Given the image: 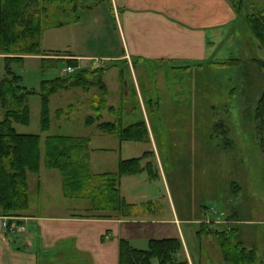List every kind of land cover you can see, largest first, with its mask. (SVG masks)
<instances>
[{"label": "rangeland", "instance_id": "rangeland-1", "mask_svg": "<svg viewBox=\"0 0 264 264\" xmlns=\"http://www.w3.org/2000/svg\"><path fill=\"white\" fill-rule=\"evenodd\" d=\"M91 1L79 0L81 19L78 23L43 31L42 54L21 55L22 60L9 63L11 71L20 76L21 85L34 92L27 98L30 121L28 124L14 123L17 132L38 133L42 138L50 135L82 137L84 152L88 153L85 162L93 177L105 171H117L118 168L114 170L117 159L141 157L142 171L122 176L118 183L119 194L123 199L138 203L136 206L142 214L162 213L166 216L174 204L180 218L192 219L187 224L179 223L192 264H227L214 234L203 235V244H200L196 234L201 227L198 219L207 220V229L218 227L235 232L234 239L256 248L258 264H264V146L256 119L258 100L264 93V72L255 61L264 57L263 47L258 46L257 38L250 33L253 37L250 42L246 39L243 43L242 38H236L222 45L225 50H234L232 57L241 60L238 65L218 67L208 64L201 69H190L186 74L182 72L184 69L171 68L173 63L158 72L151 69L149 79H143L148 83L145 87L151 88L147 91L134 80L137 73L134 59L128 56L125 59L108 58L109 55H120L117 34L112 18H106V1L98 2V6H92ZM249 17L243 24L248 30ZM59 49L89 56L82 57L83 63L74 66L66 62L67 58L73 57L67 51L58 52ZM46 57L52 60L42 61ZM118 62L125 63L123 68H126L123 77L119 76L121 93L117 89L119 103L114 106L109 104L110 99L107 100L108 90L105 92L98 85L87 83L98 80L99 67H110ZM4 65L5 58L1 57L0 76L5 73ZM67 65L74 70L64 72ZM84 68L88 71L81 79L86 85L59 89L49 96L50 127L42 131L41 81L56 76L71 77ZM108 69L101 72V78L107 70L103 74L104 81L106 86L113 88L118 70ZM130 78L135 85L130 84ZM3 117L0 106V120ZM88 117L93 118L91 124H87ZM137 120H144L147 125L145 141L120 140L98 125L116 121L126 126ZM41 159L45 161V149H42ZM99 168L113 170L98 172ZM59 178V170L47 167L40 173L29 174L31 205L38 214L57 215L69 210L61 208L62 205L73 209L66 214L86 216L95 213L101 218L107 212L112 213L110 209H103L111 205L108 206L107 198L100 194L104 184L95 182V178L87 183L90 189L77 195L85 196L83 194L96 189L99 210L92 209L93 199L64 198ZM38 182L41 184L39 192ZM50 200L60 205L59 211L42 207ZM77 204H81V208ZM130 205L127 209L123 207L120 214L128 215L135 206ZM14 215L5 217V227L9 230L21 229ZM171 227L176 229L175 225ZM154 234L151 237L165 236ZM134 244L147 248L145 240ZM181 249L177 261L191 264L188 253L183 247ZM200 252L202 255L197 260L196 255ZM151 263L159 264L157 258L151 259Z\"/></svg>", "mask_w": 264, "mask_h": 264}, {"label": "crops", "instance_id": "crops-1", "mask_svg": "<svg viewBox=\"0 0 264 264\" xmlns=\"http://www.w3.org/2000/svg\"><path fill=\"white\" fill-rule=\"evenodd\" d=\"M101 1L107 3L106 18H112L111 23L114 25L119 43L120 55H109L108 58L125 59L128 56L134 59L137 72L134 73L136 75L134 80H137L143 88L148 84L144 83L143 79H149L151 69L158 72L163 70L165 65L173 63L171 68L184 69L181 67L189 66L182 71L186 74L190 69H201L205 65L232 58L234 50L231 48L225 50L222 45L236 38H242L243 43L246 39L249 40L248 42L253 39L250 31L243 25L241 14L229 0H92L90 4L98 6L97 3ZM245 3L250 12L264 9V0H245ZM59 51H67L66 53L77 59L79 63H83L82 57L89 56L73 50L59 49ZM1 57L4 55L0 53ZM121 64L122 62H118L109 67L118 70L117 81L112 83L113 88L107 86V100L110 99L109 104L114 106L119 103L116 99L117 89L119 94L121 93L119 76L121 73L125 74L126 66L123 68L125 63ZM4 66L6 68V65ZM3 76H0V79ZM134 80L131 81L130 78V84L135 85ZM104 82L107 85V82ZM146 89L150 91L151 88ZM121 144L122 147L123 143ZM42 149L44 150V142ZM121 159L116 160L114 170H117ZM44 167L47 166L44 159H41L37 173H40ZM105 170L113 169L99 168L98 172ZM30 173L35 172L27 171V182ZM59 173L62 196L66 199H74L64 195L60 170ZM36 188L38 192L41 191L39 182ZM125 200L129 204H135L128 215L114 211L107 212L101 218L95 213L86 216L66 214V211L70 213L73 211L66 205H62L61 208L69 210L62 214L44 215L38 214L32 207L29 189V207L14 215L21 229L9 230L3 226L7 215L0 210V264H123L120 261L121 240H125L131 248L144 250L134 242L145 240L148 247L151 239L163 238H177L183 241L182 247L188 253L192 264L191 254L184 242L183 229L179 226L180 222L187 224L193 221L192 219L187 216L180 218L174 204L171 206L172 215L166 213L164 216L162 213L142 214L136 206L138 203L126 198ZM77 206L81 208V204ZM42 207L56 212L59 211L57 209L60 205L50 200L43 203ZM206 221L198 219L200 223ZM172 225H175V230L172 229ZM154 233H162L165 236L151 237L155 235ZM202 241L201 237V245ZM201 255V252L200 255H196L197 260Z\"/></svg>", "mask_w": 264, "mask_h": 264}, {"label": "trees", "instance_id": "trees-1", "mask_svg": "<svg viewBox=\"0 0 264 264\" xmlns=\"http://www.w3.org/2000/svg\"><path fill=\"white\" fill-rule=\"evenodd\" d=\"M229 1L241 14L243 23L250 16L249 31L264 50V9L250 12L247 10L245 0ZM79 6L78 0H0V53L4 55L6 61L5 75L0 79V105L4 112V117L0 120V210L5 215H13L29 207L27 171L35 173L39 171L42 142L45 149V164L48 168H57L61 171L62 188L66 197L93 199L92 209L99 210L100 201L97 199L96 189L89 191V194H83L85 196L77 195L90 189L87 183L95 178V182L104 184V191L100 194L104 199L107 198L105 202L109 204L108 206L111 205L103 209L120 213L123 207L127 209L131 206L120 196L118 183L122 176L142 171L141 157L121 159L117 171H105L93 177L88 163L85 162L88 153L84 152L85 142L82 137L50 135L42 139L38 133H19L14 126V123H29L30 107L27 98L34 92L21 85L20 76L11 71L9 63L12 60H22L21 55L42 54L43 31L78 22ZM48 60L52 59L50 57L42 59ZM255 61L264 72V57L256 58ZM66 62L78 65L75 58H67ZM240 62L239 58L232 57L213 64L228 67L238 65ZM106 68L109 66L99 67L98 80L88 82L87 85H98L106 92L107 86L101 78V72ZM87 71L84 68L71 77L56 76L41 81L39 93L42 131L50 127L49 96L59 89L86 85L83 84L81 77ZM120 77H123V73ZM109 108L112 109L113 106ZM256 119L264 146V93L258 100ZM92 121V117L87 118V124H91ZM98 125L103 130L117 135L120 140L145 141L148 138V128L144 120H137L126 126L116 121L100 122ZM196 234L199 239L205 234H214L227 264H258L256 248L247 247L241 240L234 239L236 233L227 228L217 227L212 230L207 229L205 223H201ZM181 247L182 242L177 238L151 239L144 250L131 248L125 240H121L120 261L123 264H151V259L157 258L160 264H183L182 261L176 260Z\"/></svg>", "mask_w": 264, "mask_h": 264}, {"label": "built area", "instance_id": "built-area-1", "mask_svg": "<svg viewBox=\"0 0 264 264\" xmlns=\"http://www.w3.org/2000/svg\"><path fill=\"white\" fill-rule=\"evenodd\" d=\"M74 69L71 66H67L63 69L64 72H72ZM3 226H6V222L4 220Z\"/></svg>", "mask_w": 264, "mask_h": 264}, {"label": "bare ground", "instance_id": "bare-ground-1", "mask_svg": "<svg viewBox=\"0 0 264 264\" xmlns=\"http://www.w3.org/2000/svg\"><path fill=\"white\" fill-rule=\"evenodd\" d=\"M67 66H70V65H67ZM67 66H65V67H67ZM65 67H64V68H65ZM64 68H63V69H64ZM67 73H68V72H67Z\"/></svg>", "mask_w": 264, "mask_h": 264}]
</instances>
